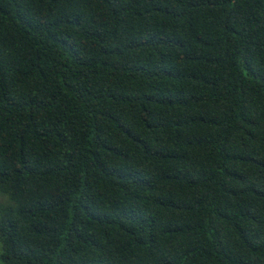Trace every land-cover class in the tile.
Instances as JSON below:
<instances>
[{
  "label": "trees",
  "instance_id": "16d2710c",
  "mask_svg": "<svg viewBox=\"0 0 264 264\" xmlns=\"http://www.w3.org/2000/svg\"><path fill=\"white\" fill-rule=\"evenodd\" d=\"M2 264H264V0H0Z\"/></svg>",
  "mask_w": 264,
  "mask_h": 264
},
{
  "label": "rangeland",
  "instance_id": "374dc122",
  "mask_svg": "<svg viewBox=\"0 0 264 264\" xmlns=\"http://www.w3.org/2000/svg\"><path fill=\"white\" fill-rule=\"evenodd\" d=\"M1 253H2V244L0 243V259H1ZM0 264H2L1 260H0Z\"/></svg>",
  "mask_w": 264,
  "mask_h": 264
}]
</instances>
